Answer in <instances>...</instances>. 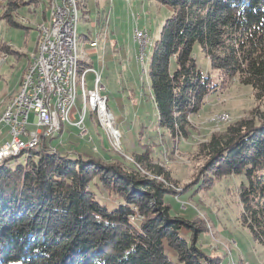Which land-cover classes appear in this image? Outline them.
Returning <instances> with one entry per match:
<instances>
[{
  "label": "trees",
  "instance_id": "16d2710c",
  "mask_svg": "<svg viewBox=\"0 0 264 264\" xmlns=\"http://www.w3.org/2000/svg\"><path fill=\"white\" fill-rule=\"evenodd\" d=\"M156 1L171 15L158 30L146 67L154 128L169 138L187 137L190 119L230 82L251 87L256 101H264V0ZM81 2L76 0L77 7ZM25 4L7 0L2 18L13 23V13ZM196 47L218 72L219 84L199 70ZM0 51L10 49L0 46ZM251 114L199 145L198 156L205 162L197 184L209 189L223 177L243 175L241 224L264 246V110ZM108 161L46 144L4 159L0 264H219L220 257L198 245L204 231L197 220L170 214L164 197L173 191L156 179L138 177L125 160ZM148 170L170 180L160 167ZM96 179L117 200L116 208L100 204L90 191Z\"/></svg>",
  "mask_w": 264,
  "mask_h": 264
},
{
  "label": "rangeland",
  "instance_id": "374dc122",
  "mask_svg": "<svg viewBox=\"0 0 264 264\" xmlns=\"http://www.w3.org/2000/svg\"><path fill=\"white\" fill-rule=\"evenodd\" d=\"M25 1L27 4L18 7L13 13L14 21L21 26L15 27L1 18L7 0H0V43L10 44L16 51L24 49L25 54L29 56L27 50L32 52L36 44L33 31L35 22H39L43 13L50 15V10L47 0H37V6L34 1ZM110 1L112 0H82L77 7V52L82 56L83 52L93 48L92 43L98 45L97 52H90L87 58L90 62L89 68L100 73H97L101 76L100 94L106 97L107 109L114 119L113 127L119 135L118 145L115 146L108 131L100 125L98 116L87 108L84 119L85 129L88 128L89 135L93 137L95 145L104 155L96 154L101 155L102 158L108 157L109 163H116L115 160L119 159L125 160L126 164L133 165L132 167L138 170L140 173L138 177L156 179L173 191L164 197L165 204L170 208V214L185 220H197L204 231L198 236V245H202L206 254L220 257L219 264H227L230 261L231 264H264V246L254 241L251 233L240 220L241 205L238 192L244 176L223 177L214 181L209 189L197 184L204 171L205 162L204 158L200 159L198 156L199 145L207 142L213 133L225 131L236 121L252 118L251 111L256 109L263 111L264 101H256L251 87L230 82L210 96L200 112L190 119V131L187 137L177 135L169 138L167 134L163 136L158 128H154L156 110L148 94L146 67L151 57V45L158 36L159 28L171 15V9L162 6L156 0H113L112 3ZM135 29H142L145 34L147 33L145 42L135 39ZM139 43H142L143 55ZM1 56L0 92L5 91L6 88L13 92L19 87L18 77L21 74V66L26 60L21 59L17 62L18 58L12 54L8 55L7 59L6 56ZM195 57L199 70L204 75L210 76L214 83L219 84L218 72L210 68L206 57L198 47L195 48ZM80 66L83 65L80 63ZM85 79L86 90L94 89V74L87 72ZM76 91L78 96L76 109H80L76 111L82 114L84 105L79 84ZM15 96L10 97L11 100L5 105L4 110H1L3 112H0V118L5 113L7 105L16 98ZM2 98L0 94V108L5 104V102L1 103ZM33 119V113H30L31 124ZM0 129L3 133L0 139L1 145L8 140V129L1 126ZM34 129L35 126L29 127V130ZM54 137L51 142L57 151L59 149L56 146L62 140L71 146L72 150L74 147L77 151L74 153L73 150L71 153L93 155L91 151L93 146L91 147L87 141L89 136L86 139L81 138L76 126L65 123L64 133ZM49 139L48 137L47 144ZM152 142L162 145L157 149L155 145L152 146ZM136 144L139 146L135 147ZM141 144H149L150 147ZM63 150L70 151L65 148L61 151ZM139 158L146 159L138 163ZM23 160L24 157L21 156L19 162L22 163ZM154 166L168 173L170 180L158 177L153 170H148L153 169ZM122 167L126 171L130 168ZM89 189L100 204L106 205L109 209L118 206L117 200L103 191L98 179L89 185ZM181 236L186 238L184 232ZM166 253L171 258L174 255L168 248Z\"/></svg>",
  "mask_w": 264,
  "mask_h": 264
},
{
  "label": "built area",
  "instance_id": "2783aa9c",
  "mask_svg": "<svg viewBox=\"0 0 264 264\" xmlns=\"http://www.w3.org/2000/svg\"><path fill=\"white\" fill-rule=\"evenodd\" d=\"M68 1L60 0V5L54 14L55 26L51 28L48 43L44 46V55L38 57L28 95L25 99H20L19 105L8 109V112L0 118V126L8 129V140L0 145V163L6 153L18 152L21 146L47 145L48 137L50 141L60 133L61 121H68V124L76 126L81 138L87 137L84 119L80 116V112H76V104H70L65 90V57L68 56L70 39L75 32V29L69 28ZM92 46L95 47L93 43ZM139 46L143 55L142 43H139ZM91 73L94 74V89H91L90 93L92 102L101 109L103 127L107 100L106 97L99 96V89H102L101 79H96V72L92 69ZM30 113L34 116L33 124L29 122ZM30 126H35V129L29 130ZM2 137L3 133L0 129V139ZM227 264H231V261Z\"/></svg>",
  "mask_w": 264,
  "mask_h": 264
},
{
  "label": "bare ground",
  "instance_id": "6f19581e",
  "mask_svg": "<svg viewBox=\"0 0 264 264\" xmlns=\"http://www.w3.org/2000/svg\"><path fill=\"white\" fill-rule=\"evenodd\" d=\"M59 5H60V0H50L49 2L50 15L48 21L37 27L38 42H37L36 52L32 55L31 63L23 77V81L21 83L19 93L17 94V96H15L16 98L13 100V102L7 105L5 113L2 115V117L8 112V109L14 108L16 105H19L20 99H25L26 96L28 95V92L30 91L31 82L34 73L36 71V63L38 61V57H42L44 55V46L48 43L51 28L55 26L54 14L57 11ZM68 10H69V28L75 29V32H73L70 39L68 56L65 57L64 76H65V90L67 93V98L70 100V104H76V98L78 97L76 94L77 92L76 90H77V85L79 84L81 86V100L84 105L83 113L82 114L80 113V116L83 117V119H85V110L89 108L90 111H92L98 116L101 125V109L97 108L96 105L92 102L91 93L89 90L88 91L86 90V79H84L86 73L91 72V69L84 70L82 73H79V63L81 58L79 57L76 46V38H77L76 32H77V23H78V10H77L76 0L68 1ZM134 33H135V39L139 40V42L142 41L145 42L146 34H147V33L145 34V31H143L142 29H135ZM93 45L96 46L95 44ZM96 79H100V76L97 73H96ZM100 91L101 89H99V96H102L100 94ZM65 123H68V121H61L60 132L62 131V125H65ZM113 124H114L113 116L111 112L107 108H105L104 118H103V128L108 131L111 140L113 141L115 146H117L119 142V135L116 133ZM86 134L88 136L87 129H86ZM38 146L39 145L21 146L18 148V152L6 153L4 159L9 157H15L21 153H25L28 150L35 149ZM4 159H2V161Z\"/></svg>",
  "mask_w": 264,
  "mask_h": 264
},
{
  "label": "crops",
  "instance_id": "0c3cea01",
  "mask_svg": "<svg viewBox=\"0 0 264 264\" xmlns=\"http://www.w3.org/2000/svg\"><path fill=\"white\" fill-rule=\"evenodd\" d=\"M113 1V0H112ZM112 1H110V3H112ZM48 2H49V0H47V5H48V8H49V4H48ZM35 6H37V0H35ZM84 14V13H83ZM2 18V17H1ZM48 18H49V15L47 16L45 13H43V15H42V17H41V19L40 20H38L39 22H35V29H33V31H34V34H35V37H36V44H35V48H34V50L32 51V52H30V50H27V53H29L30 55L28 56L27 54H25V50L24 49H20V50H18V51H16V50H13V47L10 45V44H7V43H0V46H7L9 49H10V52H5V51H0V56L1 55H4V56H6V59L8 58V55H10V54H12V55H15L18 59H17V62H20V60L21 59H25L26 60V62H25V64L23 65V66H21L22 68V70H21V74L19 75V77H18V86L19 87H16V89H14L13 90V92H11V90L9 91L8 90V88H6V90L4 91V90H2L1 92H0V94H1V97H3L2 98V101H1V103L2 104H4V102H5V104H4V106L2 105V107L0 108V112H1V110H4V108H5V105L11 100V98L12 97H14L17 93H18V91H19V89H20V85H21V83H22V81H23V77H24V75H25V71H26V68L28 67V65H29V63H31L30 61H31V58H32V55L35 53V51H36V47H37V42H38V39H37V27L38 26H40V25H42L43 23H45L47 20H48ZM3 19V18H2ZM13 20V23H11V22H9L7 19H6V21H7V23L8 24H10V25H12V26H15V27H21V26H19V24L17 23V22H15L14 21V19H12ZM15 23V24H14ZM107 28V27H106ZM27 29H29V28H27ZM107 30V29H106ZM106 30H105V32L103 33V37H104V39H105V37H106ZM133 42H135L134 40H133ZM97 47H98V45L96 46V47H93L92 49H90V50H88V51H85V52H83V54H82V56H79L80 58H81V60H80V62H81V64L83 65V66H81V71L82 70H84V69H91V68H89V60L87 59L88 58V56H89V53L90 52H97ZM29 51V52H28ZM2 57V56H1ZM96 72V71H95ZM91 73V72H90ZM98 73V72H97ZM93 74V73H92ZM98 74H100V73H98ZM100 78H101V76H100ZM11 97V98H10ZM10 98V99H9ZM8 100V101H7ZM7 101V102H6ZM77 110H80V109H77ZM3 112V111H2ZM1 112V113H2ZM1 113H0V115H1ZM75 118H77V115L75 114ZM86 119V118H85ZM86 126V125H85ZM116 127V126H115ZM64 128H65V125L63 126V129H62V131L60 132V133H58L59 135L61 134H63L64 133ZM87 128V127H86ZM88 129V128H87ZM116 129H117V127H116ZM118 130V129H117ZM88 136H89V139H87V141H88V143L89 144H91V147H92V154H95V155H97L98 153H101V151H99V149H98V146H96L95 145V141H94V139H93V137H91L90 135H89V132H88ZM87 136V137H88ZM87 137H85L84 139H86ZM55 138V137H54ZM53 138V139H54ZM53 139H51V140H53ZM51 140L49 141V143L47 144L49 147H51V148H55V146L53 147V145H52V142H51ZM6 141V140H5ZM47 142V141H46ZM58 149H59V151H61L63 148H65V149H70V151H67V150H63V151H61L62 153H71V151H73L75 148L73 147V150L70 148L71 146H69L68 144H66V143H64L62 140H60L59 142H58V145L56 146ZM62 148V149H61ZM96 151V152H95ZM74 153L76 152L77 153V151L76 150H74L73 151ZM72 152V153H73ZM95 152V153H94ZM97 153V154H96ZM85 154V153H84ZM101 154H103V153H101ZM104 155V154H103ZM101 156V155H100Z\"/></svg>",
  "mask_w": 264,
  "mask_h": 264
}]
</instances>
